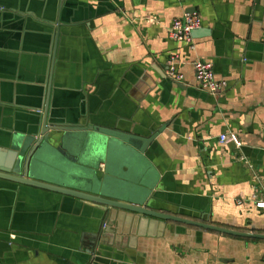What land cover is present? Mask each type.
Here are the masks:
<instances>
[{"label":"crops","instance_id":"obj_1","mask_svg":"<svg viewBox=\"0 0 264 264\" xmlns=\"http://www.w3.org/2000/svg\"><path fill=\"white\" fill-rule=\"evenodd\" d=\"M194 11L192 49L169 33ZM174 54L182 82L167 76ZM197 59L234 87L198 89ZM47 105L50 123L101 127L144 149L148 167L126 162L115 138L84 134L82 166L97 165L113 194L264 234L252 200L264 197V0H0V155L14 133L40 131ZM230 132L241 151L219 141ZM104 213L0 178V264H264L263 239L122 210L101 244Z\"/></svg>","mask_w":264,"mask_h":264},{"label":"water","instance_id":"obj_2","mask_svg":"<svg viewBox=\"0 0 264 264\" xmlns=\"http://www.w3.org/2000/svg\"><path fill=\"white\" fill-rule=\"evenodd\" d=\"M199 30L192 32L193 37H195V34ZM234 85V83L227 81V86L222 91L229 90ZM240 86V83L236 84L235 88L237 89ZM214 99L215 102L221 101L220 98ZM48 118L49 109L47 105V108L44 109L40 131L30 135L13 134L10 150L6 154L0 155V178L58 192L102 206L105 213L102 231L99 234V243L104 244L103 242L108 240V238L103 239V236L108 233V226L115 224L112 217L113 212H119L120 210L155 219L183 223L235 237L264 240V234L238 231L210 223L207 219L198 221L155 210L149 206L148 197L146 198L147 201L141 199V203H139L140 201L134 202L127 199V197L119 196L117 193L113 194L108 175L104 176L102 183L96 179V177H99L98 171H96L98 170L97 165L91 164L92 167H88V169L82 166L85 162V152L89 148L88 142L83 146L84 134L115 138L117 142L121 143L119 150H122L121 156L126 162L145 163L148 167L144 149L137 147L133 141L119 135L117 132H112L101 127L69 126L50 123ZM104 140L108 144V140ZM79 149L80 152H78ZM144 183H149V181ZM150 192L149 190L148 193ZM144 200L146 202L143 203L142 201ZM99 243L98 248L101 249L103 245H99Z\"/></svg>","mask_w":264,"mask_h":264},{"label":"built area","instance_id":"obj_3","mask_svg":"<svg viewBox=\"0 0 264 264\" xmlns=\"http://www.w3.org/2000/svg\"><path fill=\"white\" fill-rule=\"evenodd\" d=\"M202 25L203 19L198 12H185L182 16L174 20L170 28V38L177 42L186 43L194 49L195 38L192 32L200 29ZM179 61L180 56L178 54L172 55L168 61L169 69L167 76L175 82H182L184 80V75L178 69ZM193 66L198 89L217 96L226 88L227 81L218 80L212 62L197 59L194 61ZM219 141L223 144L230 145V147L236 151H241L244 144L239 135L234 132L222 133L219 136ZM252 200L259 208L264 209V197H259V193H255Z\"/></svg>","mask_w":264,"mask_h":264}]
</instances>
